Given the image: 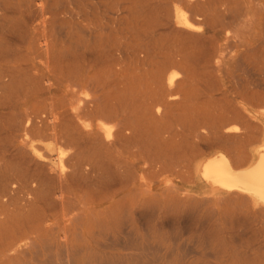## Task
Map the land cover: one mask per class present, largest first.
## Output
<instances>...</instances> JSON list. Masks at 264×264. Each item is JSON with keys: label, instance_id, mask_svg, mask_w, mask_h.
<instances>
[{"label": "bare ground", "instance_id": "obj_1", "mask_svg": "<svg viewBox=\"0 0 264 264\" xmlns=\"http://www.w3.org/2000/svg\"><path fill=\"white\" fill-rule=\"evenodd\" d=\"M258 102L264 0H0V264H209L222 228L159 240L179 211L264 205V141L238 149ZM236 229L232 258L264 261Z\"/></svg>", "mask_w": 264, "mask_h": 264}, {"label": "rangeland", "instance_id": "obj_2", "mask_svg": "<svg viewBox=\"0 0 264 264\" xmlns=\"http://www.w3.org/2000/svg\"><path fill=\"white\" fill-rule=\"evenodd\" d=\"M218 40L219 41L222 40L220 35H218ZM258 54H260V52L255 51L253 53L250 52V54L244 55L243 56V58H244L243 63L244 64L241 63V66L242 67L245 66L246 68H257L258 65L260 64L259 62H257V61H259L258 60L259 59ZM237 60L238 59H236V61ZM235 72L239 73L241 79L243 76H246V75L248 76V71H244V72L243 71H235ZM240 72H241V74H240ZM244 73H245V75H244ZM246 77H244V79H248L247 81H249L250 78L249 77L246 78ZM244 79H242V80H244ZM231 94H234V93L232 92ZM235 99L238 100V99H240V97L237 96V97H235ZM209 105L211 106V102L209 103ZM251 105L254 108L257 107L256 109H260V106L264 105V102H258L256 104L252 103ZM212 106L214 109L213 111H215V108L218 106L219 107L227 106V102H225V100H223V99H221L219 101H213ZM246 120L248 121V124H246V126H243L242 129L239 131L240 137L242 139V145H240L238 147V149L241 152V154L243 155L239 166H247V165L253 163L255 157L252 154V152L255 151V149L258 147V144H260L262 141H264V135L261 133L262 124L259 120V117L258 116L257 117H251V116L247 117L246 116ZM261 120H264V118L262 117ZM177 125L178 124L175 125V129H176V133H177V137H178L179 136L178 133L181 132V129H180L179 125L178 126ZM182 131L186 132L184 129ZM199 141L200 140H197L195 137L191 138L192 144H194L196 142V144H195L196 146H202L203 144L201 143V141L200 142ZM215 151H216L215 148H212V149L210 148L207 150L206 153L210 154L211 152H215ZM243 153L244 154L246 153L245 154L246 157H244ZM249 160H250V162H249ZM194 193H195L194 195H195V198L197 199V201H200V200L203 201L205 198L204 195L208 196V194H205V193H199V192H194ZM223 195H224V197H226V193H224ZM237 204L239 206H237ZM241 204L236 202V203H232V205H231V202L227 200V202L224 204V207L222 209H225L226 212L231 213L234 216L235 220H233V219L229 220V218H227V216H226L227 221H225V222L219 221L220 218H222V214L220 212L216 213V212L208 211L209 212L208 216H205V218H204V216H201V214H200L201 212H199V210H197L196 212L195 211L193 212L194 217L192 216L193 220L191 222L186 221V223H182V217L181 216H183V211H179L177 213L179 215L177 220L168 226L165 225V231L163 232L164 237L159 240V243L161 246L160 247L161 251L164 248H167L166 245H171L172 243H174V241L176 243H183V242H185V243H193V242H196V243H202V242L203 243H217V241H215V239H213L214 232L216 231L213 228L219 227V228L223 229L222 233L224 234V237H225L224 241L227 245H225L224 247H220L217 245H210V246H207L205 248L206 252L208 251L207 252L208 255L206 254L207 258L209 260H212L209 262V264H245L243 262L238 263L235 261V259L232 258V253H233L232 248L234 249V247L231 246L230 244L233 242L234 243L239 242V240H240V239L238 240V238H237L238 230L236 228H239L240 226H246L247 230L245 232L249 237V242H252V243L258 242L257 244H260V247L263 246L261 248L259 247L260 250L264 252V211H263L264 205L262 203H253L250 199H246L244 201V204L243 203H241ZM258 204H259V206H258ZM198 205H200V203ZM207 205H210V203L208 202ZM260 207L262 208V210H260L261 209ZM259 211H262V214L259 213ZM210 212L213 214V216ZM257 218L259 220H256ZM243 219H244V224H242ZM256 222H258V223L256 224ZM240 224H242V225H240ZM169 226H171V231H170V229H168V228H170ZM258 227H259V230H258ZM261 227H263V228L261 229ZM209 228H211V229H209ZM180 231H182V232H180ZM169 232H171V233H169ZM170 234H174L177 238H175V240H173L171 238H167L166 236L170 235ZM258 239L260 242L258 241ZM179 250H180V248L176 247V251L179 252ZM211 251L213 253L216 252L217 254H219L218 256L223 255L224 260L221 261L220 260L221 257H217V256H216L217 258L215 256L212 257ZM227 255H229V256L227 257ZM197 257L200 259L201 258L205 259L204 258L205 256H199L198 254H197ZM184 259H186V260L190 259L191 260L192 257L187 258V256H186V258H184ZM258 264H264V261H261Z\"/></svg>", "mask_w": 264, "mask_h": 264}]
</instances>
